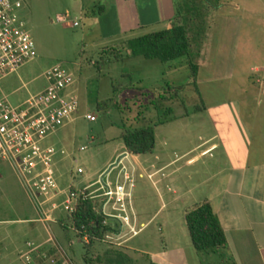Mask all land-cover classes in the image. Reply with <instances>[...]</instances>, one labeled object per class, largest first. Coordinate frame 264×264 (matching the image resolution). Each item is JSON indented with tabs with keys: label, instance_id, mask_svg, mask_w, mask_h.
<instances>
[{
	"label": "rangeland",
	"instance_id": "1",
	"mask_svg": "<svg viewBox=\"0 0 264 264\" xmlns=\"http://www.w3.org/2000/svg\"><path fill=\"white\" fill-rule=\"evenodd\" d=\"M256 2L222 0V10L215 14L210 32V48L198 60L199 64L202 62L208 68L213 65L221 77L219 82H206L199 86L205 104L212 106L209 113H193L195 107L200 105V100L194 87L188 85L186 76L190 75V71L186 60L164 64L157 60L129 59L126 47L122 46L129 37L103 42V32L100 30L102 16L97 13L99 6L89 4L88 0H23V19L34 39L36 56L0 83V101L19 106L31 94L46 88L45 75L54 67L63 66L72 73L76 81L72 91L80 101L79 111L72 123L44 141L45 147H55L58 152V183L65 190L71 187L86 190L91 186L90 192L98 191L96 195H102L104 184L114 186L120 170L126 167L130 179L127 192L131 193L126 205L132 221L139 218L140 229L141 223H147L159 212L162 201L170 203L175 189L172 172L176 167L182 169L179 176L181 187L185 191L188 189L189 169L186 168V159L163 174L150 176L161 164H167L176 156L191 151L217 132L221 133L223 141L228 142L231 136L235 146L241 147L244 142L238 130L244 128L252 133L251 161L255 162L257 106L261 107L258 129L264 130V94L258 89L263 87L264 90V17L255 18ZM122 5L124 19L130 12V5L124 1ZM60 16L66 17L65 23L58 22ZM75 22L80 25L74 27ZM116 55L125 61L110 64L101 70L97 68L98 64L114 61ZM146 74L153 76V80L145 81ZM169 86L184 89L176 95ZM110 99L113 102L108 109L100 111L99 104ZM237 105L239 119L234 113ZM187 112L192 113L187 120H174L157 128L158 147L154 155H141L136 160L130 156L124 158L102 183L101 178L110 168L105 171L109 163L124 152L121 136L125 127L156 125L160 119L172 120ZM88 114L96 116L97 120L92 122L86 119ZM216 144H220V141L211 147ZM199 154L207 156L205 160H210V156L215 157L218 152L215 147L206 148L189 159L194 160ZM122 155L118 156L116 162ZM80 168L84 170L83 174H78ZM124 175L123 171L121 184H124ZM96 202L99 203L98 213L101 214L103 200L98 198ZM172 210L169 204L168 209L162 215L159 213L139 237L127 244L124 242L132 237L125 236L129 230L118 233L121 231L119 223L115 226L111 224L113 229H117L115 244H96L90 253L85 251L84 243L75 231H67L61 226L63 219L72 228L68 214L64 211L58 212L55 216L57 222L50 224V237L68 251L72 264H85V258L103 256L110 248L129 247L152 252L157 249L158 243L162 246L160 224ZM34 213L33 205L20 187L15 173L8 167L0 168V244H4L0 249V264H23L13 251L9 252V259H5L7 250L2 242L1 231L10 227L13 221L39 218ZM112 213L115 214L110 206L106 214ZM44 236L47 238L48 234L44 232ZM157 238L158 242H155ZM28 239L23 238V243ZM132 255L134 264H150L148 255L140 252Z\"/></svg>",
	"mask_w": 264,
	"mask_h": 264
},
{
	"label": "crops",
	"instance_id": "2",
	"mask_svg": "<svg viewBox=\"0 0 264 264\" xmlns=\"http://www.w3.org/2000/svg\"><path fill=\"white\" fill-rule=\"evenodd\" d=\"M122 1L130 5V10H128L130 12L127 13L124 19L122 18V13L125 10ZM88 2L89 4H96L99 7H105V13L101 15L102 20L100 21V30L101 33L103 32L101 40L103 42L169 28L175 16V0H88ZM221 4H223L222 0ZM221 10L222 7L211 15L202 56L210 48L211 26L215 14ZM260 17H264V0H257L255 4V18ZM200 66L199 86H202L206 82H219L221 78L220 74L213 69V65L208 68L201 62ZM186 77L189 79L190 75ZM144 80H153V76L146 74L144 75ZM255 87H257L256 83ZM258 89L259 92L264 94L263 87H259ZM206 107V110L203 112L209 113L212 110V106L206 104ZM235 107L236 109L233 108L234 113L236 118L239 119V106ZM259 107H256L258 111L255 109V162L251 161L252 133L247 128H244V130H238L244 142V145L241 147L235 146L231 141V136L229 137L230 140H228L230 143L225 140L223 141L221 133L217 132L212 137L204 139L200 145L191 151L176 156L174 160L167 164H161L150 176L163 174L167 169L177 166L179 162L186 159V168L189 169L188 189L185 191L184 187H181L179 176L182 169L180 166L176 167L172 172V182L175 189L169 203L173 207V212L168 213L163 218V224H160V231L163 232L162 246H159L158 243L157 249L152 252L127 248L133 252L148 255L158 264H264V130L258 129L259 109L261 108ZM216 109L222 108L217 107ZM191 114L190 112L185 115L182 114L177 117L175 122L187 120L191 117ZM158 127L155 130L156 148L154 153H152L153 155L158 147ZM218 140L220 144L211 147ZM213 147H215L218 154L215 157L211 155L210 160H205L204 157L207 156H202L201 154L194 160L189 159L196 152ZM120 155H122L123 159L130 156L131 159L136 160L140 157L128 153L124 144V152L117 155L109 163L105 171L116 162V159ZM125 168L123 167L120 170L117 177V180L119 178L120 182ZM206 201L211 203L228 239L227 249L211 255L200 253L195 249L186 223L187 213ZM162 203L163 205L159 212L147 223H141L140 229L138 228L140 220L139 218H135L140 234L154 222L159 213L162 215L163 211L168 209L169 204H166L164 201ZM31 205L33 204L31 203ZM33 208L34 214L39 218L13 221L10 223V227L2 229V242L5 243L4 247L7 250L6 260L9 259V252L13 251L23 264H27L25 256L32 250L30 244L41 247V251L44 253L51 249L52 245L49 243L53 239L50 237L51 223L45 224L41 222L40 215L34 205ZM44 232L50 238H46ZM140 234L136 237H139ZM152 235L151 237H153ZM28 237L29 239L23 243V238ZM134 238L124 243L127 244ZM153 238L156 237L154 236ZM155 242H158V238ZM22 243L24 244L23 246ZM57 244L63 247L60 243ZM3 245L0 244V249ZM33 256L36 262L40 261L37 254H33Z\"/></svg>",
	"mask_w": 264,
	"mask_h": 264
},
{
	"label": "built area",
	"instance_id": "3",
	"mask_svg": "<svg viewBox=\"0 0 264 264\" xmlns=\"http://www.w3.org/2000/svg\"><path fill=\"white\" fill-rule=\"evenodd\" d=\"M23 0H0V83L36 56V45L23 19ZM59 23H65L66 17H58ZM78 22L74 27H78ZM45 79L46 88L30 97L17 107L0 101V168L8 167L16 175L21 187L30 202L35 206L43 223L57 222L55 216L64 211L72 217L78 210L81 200L98 201L102 198L101 214L106 215L105 224L115 226L119 223L121 233L125 229L134 238L140 234L136 219L133 222L126 205L127 182L130 181L125 168V183L119 178L114 186L108 183L102 187V195L98 191H73L62 189L58 183L56 170L57 150L55 147H45L46 141L58 133L75 119L80 108V101L72 88L75 78L63 66L49 70ZM86 119L94 122L97 117L87 115ZM85 150V148H82ZM84 170L79 169L78 174ZM112 206L115 214H106V209ZM109 220V221H108ZM115 222L113 225L112 222ZM117 230V229H114ZM116 233H110L104 243L115 244ZM84 242L89 243L85 238ZM47 252L41 247L30 244L32 250L25 256L27 264H72L67 251L54 239ZM121 245V244H118ZM53 252V253H52ZM33 254L38 255L36 262Z\"/></svg>",
	"mask_w": 264,
	"mask_h": 264
},
{
	"label": "trees",
	"instance_id": "4",
	"mask_svg": "<svg viewBox=\"0 0 264 264\" xmlns=\"http://www.w3.org/2000/svg\"><path fill=\"white\" fill-rule=\"evenodd\" d=\"M222 7L221 0H175V16L169 28L155 30L124 40L122 46L126 47L129 59L143 58L147 61L157 60L168 64L180 60H186L190 71L189 86H193L199 97L200 105L195 107L193 113L206 110L202 93L199 87V71L202 51L207 40L209 30V18ZM97 13L103 15L105 7H98ZM116 55L114 61L98 64L101 70L113 63H123L125 59ZM179 94L184 87H171ZM117 92V89H115ZM164 98V96H161ZM109 101L100 103V111L108 109ZM189 113V112H187ZM160 119L156 125L143 126L140 128H127L121 136L127 152L131 155L141 156L152 154L156 148V127L176 120ZM75 191V188H73ZM99 204V203H98ZM98 204L92 200H81L77 212L68 217L72 224L69 227L65 220H61V226L67 230L75 231L84 243L87 253L93 252L96 244L110 233L115 232L111 225L105 224L106 218L98 213ZM186 223L195 249L206 255L217 254L228 247L227 235L215 214L210 202L206 201L196 206L186 215ZM88 238L89 243L84 242ZM129 248H110L103 256L85 258V264H134L135 260ZM150 264H158L151 257Z\"/></svg>",
	"mask_w": 264,
	"mask_h": 264
},
{
	"label": "water",
	"instance_id": "5",
	"mask_svg": "<svg viewBox=\"0 0 264 264\" xmlns=\"http://www.w3.org/2000/svg\"><path fill=\"white\" fill-rule=\"evenodd\" d=\"M122 159H123V157H120V158L117 160V162H115L112 166H110V168L105 172V174H104V175L102 176V178H101V181H102L103 184H104V179H105V177H106L107 175H109V174L112 172V170H113L114 168H116V167H118V166L120 165ZM112 223H113V225H115V222H114V221H113ZM120 232H121V231H119L118 233H120Z\"/></svg>",
	"mask_w": 264,
	"mask_h": 264
}]
</instances>
